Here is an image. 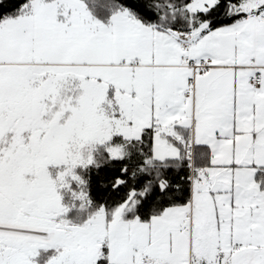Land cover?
I'll list each match as a JSON object with an SVG mask.
<instances>
[{
  "label": "snow or ice",
  "instance_id": "1",
  "mask_svg": "<svg viewBox=\"0 0 264 264\" xmlns=\"http://www.w3.org/2000/svg\"><path fill=\"white\" fill-rule=\"evenodd\" d=\"M0 264H264V0H0Z\"/></svg>",
  "mask_w": 264,
  "mask_h": 264
}]
</instances>
